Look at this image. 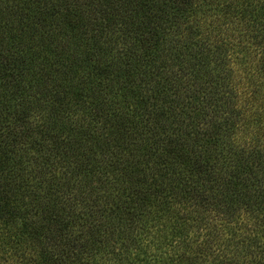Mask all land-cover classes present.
I'll return each instance as SVG.
<instances>
[{"label":"trees","instance_id":"obj_1","mask_svg":"<svg viewBox=\"0 0 264 264\" xmlns=\"http://www.w3.org/2000/svg\"><path fill=\"white\" fill-rule=\"evenodd\" d=\"M0 264H264V0H0Z\"/></svg>","mask_w":264,"mask_h":264}]
</instances>
